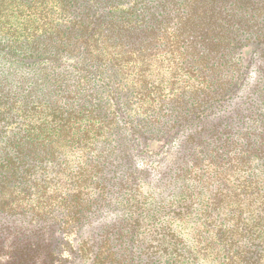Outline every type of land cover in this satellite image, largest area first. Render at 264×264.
Returning a JSON list of instances; mask_svg holds the SVG:
<instances>
[{
    "label": "trees",
    "instance_id": "trees-1",
    "mask_svg": "<svg viewBox=\"0 0 264 264\" xmlns=\"http://www.w3.org/2000/svg\"><path fill=\"white\" fill-rule=\"evenodd\" d=\"M0 264H264V0H0Z\"/></svg>",
    "mask_w": 264,
    "mask_h": 264
}]
</instances>
